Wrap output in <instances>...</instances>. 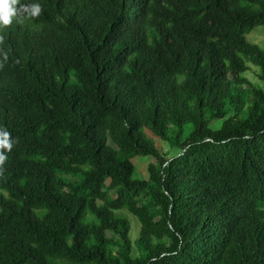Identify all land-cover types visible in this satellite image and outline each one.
<instances>
[{"label": "trees", "instance_id": "16d2710c", "mask_svg": "<svg viewBox=\"0 0 264 264\" xmlns=\"http://www.w3.org/2000/svg\"><path fill=\"white\" fill-rule=\"evenodd\" d=\"M21 3L43 11L0 29V264H264V0Z\"/></svg>", "mask_w": 264, "mask_h": 264}, {"label": "clouds", "instance_id": "9594fccd", "mask_svg": "<svg viewBox=\"0 0 264 264\" xmlns=\"http://www.w3.org/2000/svg\"><path fill=\"white\" fill-rule=\"evenodd\" d=\"M43 7L39 3H21V0H0V29L10 27L13 20L34 19L42 13ZM6 33L0 34V45L5 41ZM3 50L0 49V52ZM6 59V53H4ZM0 67L3 63L0 62ZM17 141L11 133L0 127V175H3L4 165L8 161L7 153L12 151Z\"/></svg>", "mask_w": 264, "mask_h": 264}, {"label": "rangeland", "instance_id": "374dc122", "mask_svg": "<svg viewBox=\"0 0 264 264\" xmlns=\"http://www.w3.org/2000/svg\"><path fill=\"white\" fill-rule=\"evenodd\" d=\"M245 36L249 42L255 43L259 46H262L264 44V37L261 33V26L253 27ZM247 65H248V68L242 73V76H244L248 84L262 87L263 86L262 82H260L257 78V72H258L257 67L251 63H247ZM244 87H248V85L244 84ZM147 136L151 138L155 147L161 150H168V146L163 140H160L159 138L151 135L149 132H147ZM170 151H174V149H171ZM150 161L153 162V158L147 157V156L135 157L134 158V166H135L134 176L145 177L146 165ZM125 215L129 219L130 225H131L130 232H129L130 238L134 239L137 233L138 223L135 220V218L131 216L130 214L126 213Z\"/></svg>", "mask_w": 264, "mask_h": 264}]
</instances>
